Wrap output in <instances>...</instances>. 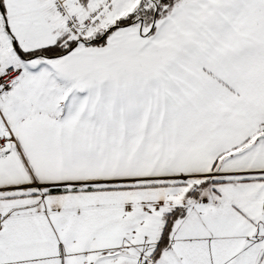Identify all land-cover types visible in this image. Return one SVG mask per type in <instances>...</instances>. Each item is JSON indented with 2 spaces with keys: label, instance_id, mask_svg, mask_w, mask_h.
Segmentation results:
<instances>
[{
  "label": "snow or ice",
  "instance_id": "6c2138e0",
  "mask_svg": "<svg viewBox=\"0 0 264 264\" xmlns=\"http://www.w3.org/2000/svg\"><path fill=\"white\" fill-rule=\"evenodd\" d=\"M0 264H264V0H0Z\"/></svg>",
  "mask_w": 264,
  "mask_h": 264
}]
</instances>
